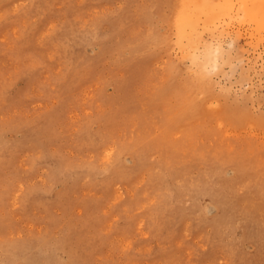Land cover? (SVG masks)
<instances>
[{
    "label": "rangeland",
    "instance_id": "374dc122",
    "mask_svg": "<svg viewBox=\"0 0 264 264\" xmlns=\"http://www.w3.org/2000/svg\"><path fill=\"white\" fill-rule=\"evenodd\" d=\"M186 1L0 0V264H264V0Z\"/></svg>",
    "mask_w": 264,
    "mask_h": 264
},
{
    "label": "bare ground",
    "instance_id": "6f19581e",
    "mask_svg": "<svg viewBox=\"0 0 264 264\" xmlns=\"http://www.w3.org/2000/svg\"><path fill=\"white\" fill-rule=\"evenodd\" d=\"M246 1V0H245ZM251 3H253V0L251 1V0H249ZM257 1V0H256ZM189 2H191V0H187L186 1V3H189ZM262 2V1H261ZM260 2V3H261ZM258 3V2H257ZM193 4H195L194 6H195V10H196V12H198V13H205V14H209L208 13V11L210 12V11H212V6L214 5L213 4V2L211 1V0H193ZM243 4H244V2L242 1V6H243ZM245 4H246V2H245ZM230 5V4H229ZM234 5V4H233ZM247 5V4H246ZM223 6V5H222ZM247 6H249V4L247 5ZM260 6V5H259ZM209 7H212V8H210L209 9ZM230 7V6H229ZM245 7V6H244ZM254 7V6H253ZM215 8V7H214ZM213 8V9H214ZM239 8V7H238ZM259 8H261V6L259 7ZM226 9V8H225ZM228 9V8H227ZM208 10V11H207ZM220 10V9H219ZM230 10V9H229ZM229 10H227L228 12H229ZM231 10H232V7H231ZM241 11H242V7H241V9H240ZM262 10H263V8H262ZM222 12H224L223 10H221ZM226 11V10H225ZM249 11L250 10H248V12H242V13H245V14H248L249 13ZM220 12V11H219ZM252 12H254L253 14H254V16H255V18H257V19H259L261 16L263 17V18H260L259 19V21H261V22H263V24H264V12H261L262 13V15L260 16V14H259V12H260V10L258 9V7L257 6H255L254 8H253V11ZM252 12H250V13H252ZM217 13V12H216ZM186 14V11H185V9H184V12L183 13H178V15L176 16V18H175V23H176V25H177V42L180 44V45H183V38H187V39H189V40H192L193 39V34L195 35V32H194V28H193V22L192 21H190L189 22V25L191 26V27H189L188 26V17H187V15H185ZM219 14H221V13H219ZM230 14H231V11H230ZM216 15V14H215ZM225 15H226V13H225ZM225 15H223L224 17H225ZM232 15V14H231ZM199 16V15H198ZM227 16V15H226ZM251 16L253 17V15L251 14ZM251 16H249V17H251ZM204 17V16H203ZM209 17H210V15H209ZM245 17H247V16H245ZM205 18H206V16H205ZM213 18H215V17H213ZM168 20V19H167ZM215 20V19H214ZM244 20H246L245 18H244ZM200 22V21H199ZM192 23V24H191ZM206 24V23H205ZM170 26V25H169ZM186 26H188V28L186 27ZM196 26V25H195ZM211 26H212V24H211ZM169 28V27H168ZM200 29V28H199ZM166 31V30H165ZM191 35H190V34ZM168 34H169V32H168ZM98 36H100V35H98ZM257 36V34L255 35V37ZM263 36V35H262ZM157 39V38H156ZM254 41V40H253ZM186 49V48H185ZM182 51V50H181ZM196 56V55H195ZM177 63V62H176ZM180 69V68H179ZM190 72V71H189ZM193 74V73H192ZM204 77H205V75H204ZM200 78H201V75H200ZM184 86V85H183ZM187 86V85H186ZM182 88H184V87H182ZM203 88H205V91H207V87H203ZM193 91V90H192ZM191 91V92H192ZM215 93V92H214ZM211 94V93H210ZM189 95V94H188ZM189 97V96H188ZM220 97V96H219ZM213 98V97H212ZM216 98V97H215ZM213 101V100H212ZM225 104H227V102L225 103ZM200 108H205L206 106H205V104H204V102H201L199 105H198ZM95 173V172H94ZM228 175V174H227ZM53 189V188H52ZM187 199H185V201H186ZM205 201H207V199L205 200ZM242 238H244V239H250L251 238V230H250V227H249V225L248 224H246V223H242ZM241 228V227H240ZM236 230V229H235ZM249 243V242H248ZM249 245H251V244H249ZM243 249V248H242Z\"/></svg>",
    "mask_w": 264,
    "mask_h": 264
}]
</instances>
